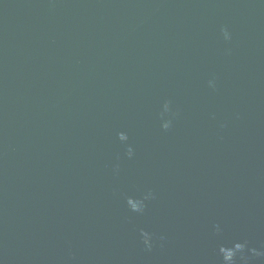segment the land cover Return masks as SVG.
<instances>
[{
    "label": "water",
    "instance_id": "obj_1",
    "mask_svg": "<svg viewBox=\"0 0 264 264\" xmlns=\"http://www.w3.org/2000/svg\"><path fill=\"white\" fill-rule=\"evenodd\" d=\"M236 244L264 264V0H0V264Z\"/></svg>",
    "mask_w": 264,
    "mask_h": 264
},
{
    "label": "clouds",
    "instance_id": "obj_2",
    "mask_svg": "<svg viewBox=\"0 0 264 264\" xmlns=\"http://www.w3.org/2000/svg\"><path fill=\"white\" fill-rule=\"evenodd\" d=\"M224 32V37L225 39H231V36L230 34L228 33V31L226 29L223 30ZM167 111H169V107L167 109ZM171 127V120H168L164 125H163V128L165 130H168L169 128ZM128 156L129 158L132 157L133 155V151L131 148L128 149ZM145 199H147V197H145ZM133 212H142L144 210V202L143 200L141 201V206L136 208V209H131ZM144 237H145V244L148 245V247L150 248L151 247V243H150V237L148 235V233H143ZM244 245L243 244H236L235 245V248L234 249H221L222 251V254L224 256V261H225V264H234V261H235V257L237 255L238 252H243L244 251Z\"/></svg>",
    "mask_w": 264,
    "mask_h": 264
}]
</instances>
